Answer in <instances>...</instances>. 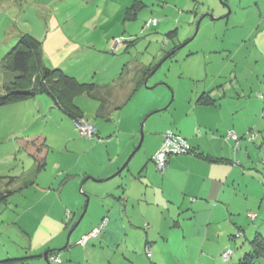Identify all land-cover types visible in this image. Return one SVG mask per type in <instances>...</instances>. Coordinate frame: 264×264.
Here are the masks:
<instances>
[{"label": "rangeland", "instance_id": "1", "mask_svg": "<svg viewBox=\"0 0 264 264\" xmlns=\"http://www.w3.org/2000/svg\"><path fill=\"white\" fill-rule=\"evenodd\" d=\"M140 1L144 5L137 18L127 21L125 10L134 0H0V62L17 43L19 33L43 35L49 31L50 16L62 21L70 15L81 19L94 32L83 36L86 43L81 37L77 40L84 41L76 45L82 54L77 57V64L71 63L69 71L75 72L78 80L114 84L120 77L121 60L126 61L123 66L130 74L143 66L155 67L147 84L123 108L114 110L111 119L97 115V99L86 94L75 98L83 120L97 127L94 139L82 136L75 120L58 108L48 94L0 106V190L14 191L5 205L0 204V264H48L43 250L36 251L43 256L22 259L35 252L17 223L23 219L27 228L33 230L45 207L58 200L59 193L65 200L78 198L76 203L81 208L75 210L77 220L88 201L87 211L69 240L70 247L76 248L69 254L79 257L83 247L77 240L98 216L95 193L111 191L119 182L126 191L135 192L143 186L137 178L140 173H151L150 178L157 180L156 174L161 173L155 161L148 158L154 150L155 137L170 124L176 130V124L187 117L189 106L195 103L201 105L195 119L202 127L194 126L196 137L204 134L206 126L219 127L218 132L224 129L220 135L227 141L224 156L235 159L238 154L233 160L238 170L235 177L230 176L224 197L232 207L231 217L242 220L239 225L245 236L235 237L238 228L231 234L235 241L225 234L229 246L219 261L240 264L252 251L250 242L256 233L264 235V0ZM229 10V16L216 19ZM151 18L159 20L158 26L145 29ZM172 31L177 32L176 37H168ZM117 36H124L126 41L114 52L112 41ZM115 45L118 47L119 43H114L116 49ZM74 46L62 43L58 54L61 56ZM174 47H178L177 52L169 56ZM16 75L0 65V95ZM134 88L135 84L127 83L116 89L111 103H122ZM205 91H212L217 100L210 107L196 100ZM143 121V143L127 167L113 178L96 181L110 177L122 166L109 176L98 178L109 169L114 152L121 154L133 141L132 134L138 135V145ZM40 131L47 135L50 147L47 164L37 173L35 183H25L33 177L35 161L19 148L16 137ZM232 131L238 141L230 138ZM206 132L211 133V129ZM205 144L207 141L202 142ZM212 147L209 144L208 151H213ZM230 173L227 168L226 176ZM11 177L16 180L10 181ZM143 210L137 206L131 215L143 220ZM249 211L257 215L254 221L248 216ZM157 215L158 212L149 216ZM99 238L101 235L90 239L88 246ZM10 258L18 260L4 262ZM255 259V264H264V258Z\"/></svg>", "mask_w": 264, "mask_h": 264}, {"label": "crops", "instance_id": "2", "mask_svg": "<svg viewBox=\"0 0 264 264\" xmlns=\"http://www.w3.org/2000/svg\"><path fill=\"white\" fill-rule=\"evenodd\" d=\"M49 18L52 31L49 27V31L43 35L32 32L43 42V63L49 68H60L78 78L75 72L69 71L71 63L77 64L80 60L77 57L82 54L76 45L84 41L86 43L87 39L83 36H90L94 32L75 16L69 15L62 21L55 15ZM79 37L84 41H77ZM62 43H65V46H75L72 50L63 51L60 56L58 52L62 50L58 48ZM46 53L49 54L48 58ZM125 62V60L119 62L120 73L124 68L125 74L122 75V79L120 77L116 81L121 80L116 89L127 83L135 84L138 69L130 74L129 71H125L127 68L126 65L123 66ZM115 91L111 99H115ZM200 106L196 103L190 105L187 117L176 124V130L170 124L161 134L158 133L160 135L155 137L154 150L148 158L154 162V155L163 143L164 134L171 130L189 141L194 149L192 154L172 155L166 169L159 171L160 176L156 174L157 180L150 178L151 173H146L145 176L140 173L137 178L141 180L143 186L137 188L135 192L133 189L126 191L119 182L111 191L95 193L94 207L95 211H98V216L81 236L98 227L105 218L108 220L101 238L92 242L91 246L88 244L92 240L86 246L80 244L81 238L77 240L79 246L83 247L79 257L69 254L76 248L70 247L69 243L73 233L69 238L67 234L79 220L75 219V210L81 208V205L76 203L78 198L75 201L65 200L59 193L58 200L45 207V211L31 231L23 219L19 221L17 226L28 236L34 255L41 254L36 253L38 250L43 252L54 250L55 255L61 260L54 262L55 264H222L223 260L220 262L219 256L229 246L224 236L228 234L230 240L232 232L242 221L231 217L232 207L228 206L224 197L230 176L235 177L238 170L233 161L238 154H235V159L231 155L224 156L223 149L227 141L223 138L224 135L220 136L224 129L218 132L219 127L206 126L202 133L205 134L209 129L211 133L206 132L205 135L196 137L194 126L198 124L197 126L201 127V123L195 119ZM137 136L132 134L133 141L126 145L121 154L118 151L114 152L109 169L98 175V178L109 176L123 165L128 154L136 148ZM203 141H207V144L202 145ZM209 144L213 146L210 148L213 151H208ZM198 153L224 158L228 162L210 161ZM148 168L150 169V166ZM227 168L231 171L228 177ZM85 174L94 175L88 172ZM59 175L62 176V173ZM137 206L143 207L145 222L136 220L131 215V211ZM157 212L156 218L149 216ZM148 246L152 249L151 256L145 253ZM215 248H218L217 252ZM120 255L122 257L118 258Z\"/></svg>", "mask_w": 264, "mask_h": 264}, {"label": "trees", "instance_id": "3", "mask_svg": "<svg viewBox=\"0 0 264 264\" xmlns=\"http://www.w3.org/2000/svg\"><path fill=\"white\" fill-rule=\"evenodd\" d=\"M143 5H144L143 1L134 0L133 5H131L130 7H126L125 19L127 21L135 20ZM153 20H155V22ZM158 24H159V20L157 18H151L146 22L145 29L157 27ZM173 36L176 37L177 32L175 33L174 31H172L168 37H173ZM16 40H18L17 43L0 62L2 69L17 74L14 80L5 86V92L0 95V106L25 102L31 99H35L38 95L45 93L51 97V99L54 101L55 105L58 108L68 113L72 119L77 121L78 119H83L84 114L82 109L75 104L74 100L77 96L81 94H86L89 97L97 99L99 103L97 109L98 112L97 115L101 117H105L107 119H111L112 112L116 109L119 110L123 108L124 104L130 101L135 96L138 89L145 84L147 77L150 75L151 71L155 68L154 66L140 67L136 73L137 78L135 81V88L133 92L122 103L112 104L111 98L113 97V93L116 90V87L121 80L114 84H108V85L107 84L101 85L92 81H80L76 77L67 74L65 71H63L60 68H49L44 65L43 42L39 38H37V36L34 35L31 31L22 32ZM116 40H119V45L115 49L114 43L116 42ZM125 41L126 38L124 36L114 37L112 41L113 51L114 52L118 51L121 48V46H124L122 44ZM177 48L178 47H174V51L171 52L169 56H173L175 52H177L176 51ZM122 73L125 74L124 68H123V72H121L120 74ZM120 74L119 76L122 79L123 74L122 75ZM211 92L212 91H205L201 93V95L197 98V102L205 105L215 104L217 100L216 98H214V96L212 95L213 93ZM97 135L98 134L96 129L94 136L89 139H94ZM182 137L190 145L189 141L184 136ZM16 143L21 150L25 151L35 161V167H34L35 169L32 173L33 177L25 182V183L33 184L35 183V178L37 176V173L40 170H43L47 164V157L50 149L47 143V135L44 132H36L26 135H20L16 137ZM192 152H194V149L190 145V152L185 154H192ZM178 155H182V154H178ZM198 155H201L204 158H207L208 160L214 162H228V160L224 158L211 157L209 155H204L202 153H198ZM171 156L172 155H170L169 158ZM234 164L238 165L236 162H234ZM1 178H5V177H1ZM13 179L16 180V177L15 178L11 177L10 181H12ZM13 192L14 191L10 189L0 190V204L5 205L8 201V198L13 194ZM248 216L253 221L257 217V215L251 211L248 212ZM236 228H238V230L235 237L245 236L244 228H242L243 230L240 229L241 226H237ZM102 231L100 232L98 237L101 235ZM89 233H87V235ZM25 236L28 238L27 235ZM231 239L235 241L233 235L231 236ZM89 242L90 240L87 242V244ZM250 243H251L252 251L249 254H246V256L239 261L240 264H255L256 261L255 258L257 257L264 258V235L259 232L256 233V235L254 236V238ZM87 244L82 246H86ZM48 251H49L48 260L50 264L53 261V260L51 261L50 259L51 257H55L59 259V257L55 255L56 251L54 250H48ZM151 253H152V249L148 246L146 249V254H148V256H151ZM38 256H41V254L40 255L32 254L30 256L23 257L22 259H28L30 257H38ZM16 260H18V258H10L8 260H4V262L16 261ZM226 260H229V258ZM60 261L61 260L59 259V262Z\"/></svg>", "mask_w": 264, "mask_h": 264}, {"label": "built area", "instance_id": "4", "mask_svg": "<svg viewBox=\"0 0 264 264\" xmlns=\"http://www.w3.org/2000/svg\"><path fill=\"white\" fill-rule=\"evenodd\" d=\"M153 21L155 22V20ZM116 42L118 44L119 40H116ZM76 127L80 134L87 138H92L97 129V127L92 122L85 121L83 119H79L76 122ZM229 135L235 140H238V135L235 132L232 131L229 133ZM188 152H190V145L185 139H183V137L176 135L173 132H167L165 134L163 145L154 155V161L157 169L159 171H163L165 169V167L168 165V159L170 155L185 154ZM107 220L108 218H105L102 223L98 227L94 228V230H92L88 235H83L80 240V244L85 245L90 239L98 237L100 232L106 226ZM50 259L51 261L53 260L55 262H59V259L55 257H51Z\"/></svg>", "mask_w": 264, "mask_h": 264}, {"label": "water", "instance_id": "5", "mask_svg": "<svg viewBox=\"0 0 264 264\" xmlns=\"http://www.w3.org/2000/svg\"><path fill=\"white\" fill-rule=\"evenodd\" d=\"M230 10L228 11V13L227 14H225V16H222V17H219V18H216V19H221V18H224V17H227V16H229V14H230ZM213 18V17H212ZM213 19H215V18H213ZM198 26H199V23H198ZM198 26H197V31H198ZM196 31V32H197ZM185 45V44H184ZM166 60V59H165ZM164 60V61H165ZM161 64V63H160ZM159 64V65H160ZM157 68L158 67H156V70H157ZM146 84H147V80H146V82H145ZM157 111H160V110H157ZM143 125H144V121H143V124H142V128H141V139H140V141H139V143H138V145L136 146V148L133 150V152L129 155V157L127 158V160L123 163V165L114 173V174H112L110 177H108V178H106V179H97L96 181H98V182H102V181H104V180H108V179H110V178H113V177H115V176H117L119 173H121L126 167H127V165L129 164V162H130V160L132 159V157L135 155V153L138 151V149L141 147V145H142V143H143V139H144V133H143ZM87 207H88V201H87V204H86V206H85V208H84V211H83V213L81 214V216H80V218H79V220L75 223V225L73 226V228H71V230L69 231V233H68V238L70 237V235L73 233V231L76 229V227L78 226V224L80 223V221L83 219V217H84V215H85V213H86V211H87ZM48 253H49V251H46L45 253H44V257H45V259L47 260V263L48 264H50V262H49V260H48Z\"/></svg>", "mask_w": 264, "mask_h": 264}, {"label": "bare ground", "instance_id": "6", "mask_svg": "<svg viewBox=\"0 0 264 264\" xmlns=\"http://www.w3.org/2000/svg\"><path fill=\"white\" fill-rule=\"evenodd\" d=\"M78 120H79V119H78ZM78 120H77V121H78ZM77 121H75V123H76Z\"/></svg>", "mask_w": 264, "mask_h": 264}]
</instances>
